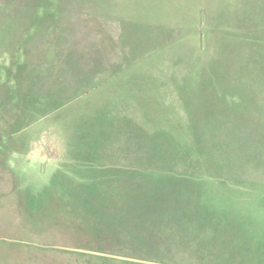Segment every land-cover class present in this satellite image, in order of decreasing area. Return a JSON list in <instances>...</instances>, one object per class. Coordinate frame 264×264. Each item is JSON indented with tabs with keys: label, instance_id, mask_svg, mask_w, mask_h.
I'll return each instance as SVG.
<instances>
[{
	"label": "rangeland",
	"instance_id": "obj_1",
	"mask_svg": "<svg viewBox=\"0 0 264 264\" xmlns=\"http://www.w3.org/2000/svg\"><path fill=\"white\" fill-rule=\"evenodd\" d=\"M241 45L264 62V0H0V264H264L262 159L246 158L241 179L160 173L119 129H155L133 96L142 76L185 125L174 81L214 46ZM17 73L27 107L2 91ZM60 98L93 105L28 126Z\"/></svg>",
	"mask_w": 264,
	"mask_h": 264
},
{
	"label": "trees",
	"instance_id": "obj_2",
	"mask_svg": "<svg viewBox=\"0 0 264 264\" xmlns=\"http://www.w3.org/2000/svg\"><path fill=\"white\" fill-rule=\"evenodd\" d=\"M222 38L226 37L220 35L219 41L224 43ZM258 47L264 51L262 46ZM252 48L214 46L207 63L194 62L181 81H174L187 116L185 125L159 100L162 85L154 77H140L137 81L139 89L133 96L148 125L155 129L149 131L128 118L118 121H121L119 129L140 140L143 146L146 144L149 154L159 163V170H147L164 173L178 166L193 165L204 167L208 177L212 172H225L240 178L238 171L243 169L246 158L264 162V62L261 59L257 64L249 61ZM18 74L13 90L8 85L2 91L9 94L7 102L27 107L34 103L33 95L27 92V85ZM232 93L243 95L246 104L229 103L227 98ZM60 99L49 114L32 113L28 126L40 122L67 124L75 116L82 115L83 108L93 105L81 107L76 103V107L75 98ZM63 109H67L68 114L63 115ZM58 114L63 116L59 118ZM199 192L200 189L194 191V196Z\"/></svg>",
	"mask_w": 264,
	"mask_h": 264
}]
</instances>
